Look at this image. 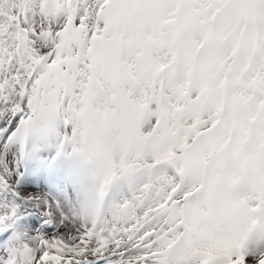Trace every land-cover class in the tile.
I'll list each match as a JSON object with an SVG mask.
<instances>
[{"label": "snow or ice", "instance_id": "1", "mask_svg": "<svg viewBox=\"0 0 264 264\" xmlns=\"http://www.w3.org/2000/svg\"><path fill=\"white\" fill-rule=\"evenodd\" d=\"M0 264H264V0H0Z\"/></svg>", "mask_w": 264, "mask_h": 264}]
</instances>
